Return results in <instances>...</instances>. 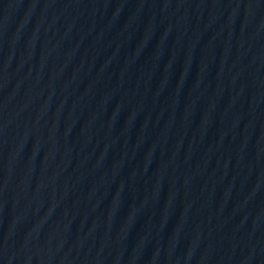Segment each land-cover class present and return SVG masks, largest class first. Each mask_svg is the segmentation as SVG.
<instances>
[{"label": "water", "instance_id": "95a60500", "mask_svg": "<svg viewBox=\"0 0 264 264\" xmlns=\"http://www.w3.org/2000/svg\"><path fill=\"white\" fill-rule=\"evenodd\" d=\"M0 264H264V0H0Z\"/></svg>", "mask_w": 264, "mask_h": 264}]
</instances>
